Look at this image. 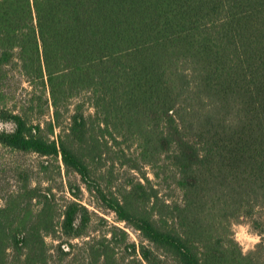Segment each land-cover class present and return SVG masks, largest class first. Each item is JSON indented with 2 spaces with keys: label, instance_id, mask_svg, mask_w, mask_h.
I'll return each instance as SVG.
<instances>
[{
  "label": "trees",
  "instance_id": "trees-1",
  "mask_svg": "<svg viewBox=\"0 0 264 264\" xmlns=\"http://www.w3.org/2000/svg\"><path fill=\"white\" fill-rule=\"evenodd\" d=\"M14 61L49 95L48 132L68 124L51 140L0 110V145L60 159L141 241L90 236L106 221L78 187L63 203L25 189L0 207V264H77V239L82 264H252L226 238L264 208V0H0V70ZM109 152L140 177L113 185Z\"/></svg>",
  "mask_w": 264,
  "mask_h": 264
},
{
  "label": "rangeland",
  "instance_id": "rangeland-1",
  "mask_svg": "<svg viewBox=\"0 0 264 264\" xmlns=\"http://www.w3.org/2000/svg\"><path fill=\"white\" fill-rule=\"evenodd\" d=\"M16 63L14 61L0 70V110L24 114L30 122L40 125L44 137L56 140L62 129L66 130L68 114L63 112L59 128L55 127L54 132L49 133L46 125L52 121L53 114L49 95L47 91L43 92V88L38 81H31L24 76ZM77 99L79 98L73 100L71 104L76 103ZM47 100L49 104L45 105L44 102ZM84 109L86 115L93 113V109L89 104H86ZM12 127L11 123L0 122V130L9 131ZM126 147V144L122 146L123 149H126ZM132 149H130L131 152H128L129 154L132 153ZM125 151L127 153V150ZM114 157L115 155L109 152L103 156L98 165L102 168L100 173L103 176L107 174L111 182L114 183L113 185L123 183L132 175L140 177V174L129 171L125 166L120 165L119 161L111 159ZM142 172L158 190L159 195L162 197L167 196V199H169L168 197L175 199L177 194L168 188L166 189L162 179L156 180L152 176V171L149 167H144ZM76 187L80 189L79 202L85 205L94 215L102 217L106 221L105 226L102 227H100L97 220L94 221L90 227V236L106 234L107 229L111 225H115L125 231L129 242L138 244L141 241L139 234L134 229L123 222H119L113 213L100 206L94 194L86 190L80 178L65 170L60 159L53 160L39 157L33 153L13 151L0 145V207L5 204L9 194L33 188L42 192L49 189L55 195L57 202L63 203L65 200L73 199L72 193L77 192ZM31 203L34 204L35 200ZM32 208L35 209L36 207L32 205ZM241 224L249 226L248 231L256 238L255 242L249 243L241 239L238 244L233 240L232 227ZM229 231L230 234L226 240L232 241L240 249L242 255L249 256L252 264H264V208H258L251 219L242 218L238 222L233 223ZM82 241L84 239L72 241L73 244H76V247L71 250V254L68 257L77 264H82L84 259L81 249ZM46 242L54 247L57 243V241L48 237ZM165 261L167 264H175L171 257H166Z\"/></svg>",
  "mask_w": 264,
  "mask_h": 264
},
{
  "label": "clouds",
  "instance_id": "clouds-1",
  "mask_svg": "<svg viewBox=\"0 0 264 264\" xmlns=\"http://www.w3.org/2000/svg\"><path fill=\"white\" fill-rule=\"evenodd\" d=\"M248 229L249 226L246 224H241L232 227L233 240L238 244L241 242V239H244L249 243L255 242L256 238L249 233Z\"/></svg>",
  "mask_w": 264,
  "mask_h": 264
}]
</instances>
